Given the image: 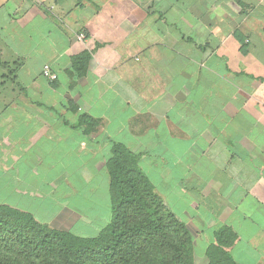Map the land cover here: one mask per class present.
I'll list each match as a JSON object with an SVG mask.
<instances>
[{
  "label": "crops",
  "instance_id": "0c3cea01",
  "mask_svg": "<svg viewBox=\"0 0 264 264\" xmlns=\"http://www.w3.org/2000/svg\"><path fill=\"white\" fill-rule=\"evenodd\" d=\"M113 142L193 248L227 227L264 264V0H0V204L71 231L74 187L110 202Z\"/></svg>",
  "mask_w": 264,
  "mask_h": 264
},
{
  "label": "trees",
  "instance_id": "16d2710c",
  "mask_svg": "<svg viewBox=\"0 0 264 264\" xmlns=\"http://www.w3.org/2000/svg\"><path fill=\"white\" fill-rule=\"evenodd\" d=\"M87 120L94 121L83 116L81 122ZM138 161L124 144L112 143L106 161L111 219L91 237L0 204V264H195L192 234ZM234 239L229 228L218 229L205 250L207 264H237L227 248Z\"/></svg>",
  "mask_w": 264,
  "mask_h": 264
},
{
  "label": "rangeland",
  "instance_id": "374dc122",
  "mask_svg": "<svg viewBox=\"0 0 264 264\" xmlns=\"http://www.w3.org/2000/svg\"><path fill=\"white\" fill-rule=\"evenodd\" d=\"M42 179L45 181L46 179L42 177ZM66 185L64 186H58L57 191L60 189H64ZM77 192H74L71 195H67V197L71 196V201L68 204V208L72 212H76L79 216L73 221L70 230L73 234L77 236L82 237H91L96 235V233L111 219V208H110V202L107 197V199L104 197L103 194L99 196V193L95 192V189L93 187H82V186H76L74 187ZM92 188L94 194H87L86 191ZM60 190L56 194H52L51 198L55 196H60ZM98 191H101L100 188H98ZM57 202L50 201L49 207H46L48 209V213H46L48 216L59 212L58 216H61V214H64L66 211L64 209H60L61 207L56 204ZM45 204V202H43ZM39 214V213H38ZM43 214V213H41ZM40 217L41 220L49 223V217ZM57 216V217H58ZM70 219L66 218V221L68 224L71 223L73 214L71 215L69 213ZM46 218V219H44ZM61 217L57 219V222H59ZM62 222V221H61ZM198 238V235H197ZM197 245V244H196ZM198 247V246H197ZM193 260L195 264H207L208 259L205 255V252L203 249L199 248H193Z\"/></svg>",
  "mask_w": 264,
  "mask_h": 264
},
{
  "label": "built area",
  "instance_id": "2783aa9c",
  "mask_svg": "<svg viewBox=\"0 0 264 264\" xmlns=\"http://www.w3.org/2000/svg\"><path fill=\"white\" fill-rule=\"evenodd\" d=\"M28 1H35V0H28ZM80 37H82V34L79 35ZM42 75L47 78L50 81H53L57 78L56 73H54L50 66L48 64H44L42 67Z\"/></svg>",
  "mask_w": 264,
  "mask_h": 264
}]
</instances>
